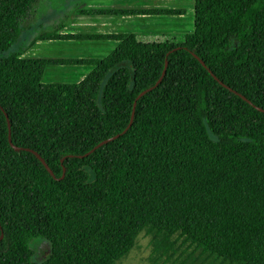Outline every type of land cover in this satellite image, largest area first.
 Returning a JSON list of instances; mask_svg holds the SVG:
<instances>
[{"label":"trees","instance_id":"16d2710c","mask_svg":"<svg viewBox=\"0 0 264 264\" xmlns=\"http://www.w3.org/2000/svg\"><path fill=\"white\" fill-rule=\"evenodd\" d=\"M36 2L0 0V51ZM63 36L118 42L0 56V264H114L147 232L146 264H264V0H194L190 32ZM64 62L91 68L41 80Z\"/></svg>","mask_w":264,"mask_h":264},{"label":"crops","instance_id":"0c3cea01","mask_svg":"<svg viewBox=\"0 0 264 264\" xmlns=\"http://www.w3.org/2000/svg\"><path fill=\"white\" fill-rule=\"evenodd\" d=\"M193 3L194 0H38L33 13L43 21L22 24L13 43H17L15 51L26 57L101 58L116 45L117 39L63 34L134 33L147 38L190 32ZM34 28L39 30L38 34L55 30L60 36L43 38L33 32L29 41L22 44L21 32L29 29L31 32ZM90 68L91 65L85 63H47L41 80L75 82Z\"/></svg>","mask_w":264,"mask_h":264},{"label":"rangeland","instance_id":"374dc122","mask_svg":"<svg viewBox=\"0 0 264 264\" xmlns=\"http://www.w3.org/2000/svg\"><path fill=\"white\" fill-rule=\"evenodd\" d=\"M38 1V0H37ZM36 4V3H35ZM33 5L31 11L29 12V14L26 16V18L23 20L22 24L24 25V23H29V22H37V21H43L41 18L38 19L36 14L33 13L34 12V6ZM33 14V15H32ZM34 18H37L34 20ZM33 19V20H32ZM47 22H43L42 24H45ZM22 25V26H23ZM47 29V28H45ZM44 29V30H45ZM29 30H23L19 36V38H22V44H25L26 41H29V38L31 37V34L37 33L39 32V30L37 28H34L33 31L29 32ZM38 34V33H37ZM17 47V43H12L6 50L0 51V56L4 55L6 53H8L9 51H15ZM149 232L145 233V234H140L135 242L126 250V252L123 253L122 256H120L117 259L113 260L114 264H146L144 262V256L147 254L148 252V246H147V235ZM46 250L36 253L37 258L40 259L41 257H43L46 254Z\"/></svg>","mask_w":264,"mask_h":264},{"label":"water","instance_id":"95a60500","mask_svg":"<svg viewBox=\"0 0 264 264\" xmlns=\"http://www.w3.org/2000/svg\"><path fill=\"white\" fill-rule=\"evenodd\" d=\"M199 61L204 65V63L202 62V60L199 59ZM164 65H165V61H164ZM163 67H164V66H163ZM206 69L211 73V75H212V76H213V77H214V78H215L220 84H222L223 86H225V87L231 89L230 87H228V85H226V84L223 83L220 79H218V78L216 77V75H215L214 73H212L211 70H210L208 67H206ZM163 71H164V68H162L160 75L156 78V80L154 81V83H153L152 85H149V86H147V87L141 89V90L136 94V96H135V98H134V100H133V102H132L131 112H130V116H129V119H128L127 124H126V125H125V126L119 131V132H115V133L111 134L110 136H107V137H105V138L99 140L98 142H96L91 148H89V149H88L87 151H85L83 154L88 153L89 151H91L93 148L97 147V146L100 145L101 143H104V142H106V141H108V140H110V139L116 137L119 133H122V132L125 130V128L129 125V123H130V121H131V119H132V112H133V106H134V103H135V99H136L138 96H140L141 94H143L145 91H147L148 89H150L153 85H155V84L160 80V78H161V76H162V74H163ZM231 90H234V89H231ZM238 94L241 96V98H243V99L246 100L247 102H250V100H249L248 98H246L243 94H240V93H238ZM254 106H255V108H257V109L264 111V108H263V107H260V106H258V105H254ZM5 118H6V125H7V141H8V143L10 144V146H11L14 150L25 149V150H28V151L32 152V153L36 156V158H37V159L43 164V166L45 167V169H46V170H47V171L53 176V173H52L51 169L48 167V165L46 164V162L44 161V159L40 156V154H39L38 152H36V150H34V149H32V148H29V147H23V146L15 145V144H13V143L11 142V140H10V133H9V122H8V119H7L6 115H5ZM83 154H79L78 156H81V155H83ZM63 169H64V168L62 167V170H63ZM1 235H2V233L0 232V237H1Z\"/></svg>","mask_w":264,"mask_h":264}]
</instances>
